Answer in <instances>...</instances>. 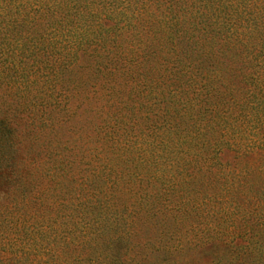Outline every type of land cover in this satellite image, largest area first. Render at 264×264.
Returning <instances> with one entry per match:
<instances>
[{"label": "trees", "instance_id": "trees-1", "mask_svg": "<svg viewBox=\"0 0 264 264\" xmlns=\"http://www.w3.org/2000/svg\"><path fill=\"white\" fill-rule=\"evenodd\" d=\"M0 264H264V0H0Z\"/></svg>", "mask_w": 264, "mask_h": 264}]
</instances>
